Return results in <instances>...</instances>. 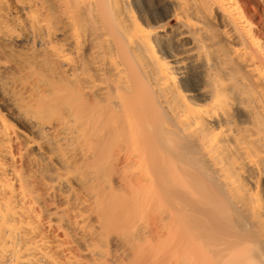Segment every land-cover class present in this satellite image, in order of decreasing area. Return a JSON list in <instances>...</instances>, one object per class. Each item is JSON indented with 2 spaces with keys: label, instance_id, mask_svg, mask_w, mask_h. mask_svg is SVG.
I'll list each match as a JSON object with an SVG mask.
<instances>
[{
  "label": "bare ground",
  "instance_id": "bare-ground-1",
  "mask_svg": "<svg viewBox=\"0 0 264 264\" xmlns=\"http://www.w3.org/2000/svg\"><path fill=\"white\" fill-rule=\"evenodd\" d=\"M0 264H264V0H0Z\"/></svg>",
  "mask_w": 264,
  "mask_h": 264
},
{
  "label": "rangeland",
  "instance_id": "rangeland-1",
  "mask_svg": "<svg viewBox=\"0 0 264 264\" xmlns=\"http://www.w3.org/2000/svg\"><path fill=\"white\" fill-rule=\"evenodd\" d=\"M257 4L260 6V3L257 2Z\"/></svg>",
  "mask_w": 264,
  "mask_h": 264
}]
</instances>
